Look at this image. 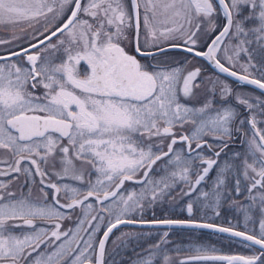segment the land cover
Listing matches in <instances>:
<instances>
[{"label": "snow or ice", "instance_id": "snow-or-ice-1", "mask_svg": "<svg viewBox=\"0 0 264 264\" xmlns=\"http://www.w3.org/2000/svg\"><path fill=\"white\" fill-rule=\"evenodd\" d=\"M0 264H264V0H0Z\"/></svg>", "mask_w": 264, "mask_h": 264}]
</instances>
